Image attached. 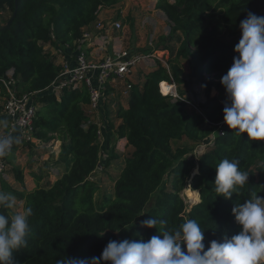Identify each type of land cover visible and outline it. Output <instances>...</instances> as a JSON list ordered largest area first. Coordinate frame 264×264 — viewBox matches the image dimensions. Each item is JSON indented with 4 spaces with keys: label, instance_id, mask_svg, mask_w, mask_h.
<instances>
[{
    "label": "trees",
    "instance_id": "1",
    "mask_svg": "<svg viewBox=\"0 0 264 264\" xmlns=\"http://www.w3.org/2000/svg\"><path fill=\"white\" fill-rule=\"evenodd\" d=\"M121 1L18 0L17 6L16 0H0V12L11 13L7 21L16 12L12 25L0 32V84L12 72L18 93L33 94L38 105L31 139L22 138L20 143L34 146L37 141L60 140L56 163L64 169L47 184H41L42 175L34 173L37 186L32 190L18 166H9L7 172L19 187L0 176V190L33 209L27 247L13 252L15 264L100 257L110 240L146 241L178 229L188 219L205 231L207 246L210 240L240 230L231 209L264 187V140H250L247 133L238 136L227 126L222 111L225 89L220 83L236 55L240 21L249 11L264 16V0H158L156 9L164 12L172 33L162 48L169 56L166 63L157 60L142 83L134 85L128 105L117 109L116 133L133 151L115 177L113 194L96 200L98 186L90 176L100 162L99 125L86 109L90 96L85 86L66 87L59 94L49 90L64 68L52 48L75 50L99 9ZM174 40L179 42L177 48L169 44ZM183 60L190 64L189 77ZM168 82L178 86L179 97L161 92V83L164 87ZM192 85L205 89L200 102L185 97L181 87ZM213 89L217 95H212ZM212 136L211 148L199 158L191 156L192 146L173 145L184 139L198 144ZM120 157L112 154L113 159ZM225 158L238 161L240 170L249 173L248 183L230 199L219 196L214 185L215 168ZM196 168L198 174L193 172ZM188 187L200 197L191 205L183 196ZM258 195L264 196V191ZM150 216L165 223L141 227L140 222Z\"/></svg>",
    "mask_w": 264,
    "mask_h": 264
},
{
    "label": "clouds",
    "instance_id": "2",
    "mask_svg": "<svg viewBox=\"0 0 264 264\" xmlns=\"http://www.w3.org/2000/svg\"><path fill=\"white\" fill-rule=\"evenodd\" d=\"M239 29L236 55L220 80L225 89L223 120L238 136L247 133L250 140H264V16L249 11ZM8 126L6 120L0 119V128ZM20 142L21 138L11 133L0 135V156ZM215 169V191L225 199L248 183L249 173L241 171L236 160L225 158ZM198 171L193 170L194 174ZM258 192L253 191L249 199L231 209L240 230L230 237L210 240L207 246L205 231L196 220L188 219L178 229L153 235L146 241L110 240L100 257H66L57 264H264V196ZM15 207V197L0 190V209ZM32 215L31 206L10 215L0 211V264H15L13 252L27 247ZM158 223L165 222L150 216L140 226L156 228Z\"/></svg>",
    "mask_w": 264,
    "mask_h": 264
},
{
    "label": "built area",
    "instance_id": "3",
    "mask_svg": "<svg viewBox=\"0 0 264 264\" xmlns=\"http://www.w3.org/2000/svg\"><path fill=\"white\" fill-rule=\"evenodd\" d=\"M100 10L101 8L99 12ZM123 27L118 17L113 20L96 21L93 26L87 27L77 43V48L69 49L75 53V57L70 60L66 54L63 55L64 68L49 87L50 91L58 94L66 87L85 86L90 96L86 109L97 124V117L103 116L107 119V114H116L119 106L128 104L134 85L142 83L143 78L141 81L139 79L141 72L143 77L146 72L153 69L160 58L159 52L162 51L157 48L142 50L140 47L127 48L123 43L125 36L117 35ZM152 44L153 42L150 43ZM208 76L205 74V77ZM14 83L13 73L10 72L0 84V91L5 89L7 93L3 104V114L9 125L7 133L31 139L38 105L33 94L18 93ZM168 84L173 89L165 93L161 83V92L179 97L176 84L170 82ZM191 104L201 111L199 105ZM220 133H223L222 128ZM14 145L0 156V174L6 173L9 169L7 157Z\"/></svg>",
    "mask_w": 264,
    "mask_h": 264
},
{
    "label": "rangeland",
    "instance_id": "4",
    "mask_svg": "<svg viewBox=\"0 0 264 264\" xmlns=\"http://www.w3.org/2000/svg\"><path fill=\"white\" fill-rule=\"evenodd\" d=\"M158 0H122L120 3L116 4L112 8H103L98 13L99 16L104 13L107 19H98L96 21L102 20H113L118 17L123 23V29L120 34L125 38L123 43L127 48H137L150 49L157 48L162 49L167 42L170 41L171 28L164 12H160L156 9V3ZM107 14V15H106ZM11 13L8 10L0 12V24H4L10 17ZM95 21V22H96ZM153 42L152 45L150 43ZM170 46L177 48L179 42L174 40L169 43ZM148 46H150L148 48ZM53 51L57 53L58 56L67 53V50L62 46H56L52 48ZM161 61L166 63V59L169 56V52L164 49L159 52ZM185 75L187 77L191 74V67L188 61L183 60ZM157 63L155 64V67ZM154 67V66H152ZM154 67V68H155ZM140 76V81L143 78ZM143 81V80H142ZM167 85H165L166 87ZM178 88V86L176 85ZM185 92L186 96L195 102H200L205 98V89L199 88L197 85L193 87H181ZM165 90V88H163ZM167 92V90H165ZM4 90L0 93V111L3 107V102L5 101V95H1ZM178 92V90H177ZM212 95H217L218 91L213 89ZM59 94V93H58ZM225 100V97L224 99ZM129 101V100H128ZM2 119V117H0ZM4 120L7 121L5 118ZM98 124L100 126L99 142H100V162L97 169L91 174L90 179L98 186L97 193L95 195L96 200H101L105 195L113 194L115 186V177L120 172L124 164L125 157L133 151V147L127 145V140L125 138L121 139L116 133V126L119 124V119H117L116 114H107V119L105 117H97ZM7 134V129L0 128V135ZM18 136V135H16ZM214 136V135H213ZM213 136L202 143L195 144L187 139L175 140L173 141L174 147L177 145H189L192 146L191 156L199 158L203 152L209 150L213 143ZM22 140V138H21ZM15 148L11 151L10 155V168L12 166H18L23 169L25 173V182L28 190H32L37 186V180L35 174H41V184H47L48 182H54L63 172V167H59L56 163L59 154L61 152V141L53 140L48 144L37 143L34 146H30L26 142L15 144ZM121 154L120 158H112V154ZM9 161V160H8ZM3 180L8 183L18 186V182L12 177V174L4 172L0 174ZM1 189V185H0ZM157 193H155L148 207L151 206ZM183 196L188 201L191 202L190 196L185 189L183 191ZM194 196L200 197L196 194ZM192 203V202H191ZM24 203L16 199V207L13 208V212L23 211Z\"/></svg>",
    "mask_w": 264,
    "mask_h": 264
},
{
    "label": "crops",
    "instance_id": "5",
    "mask_svg": "<svg viewBox=\"0 0 264 264\" xmlns=\"http://www.w3.org/2000/svg\"><path fill=\"white\" fill-rule=\"evenodd\" d=\"M104 8V7H103ZM103 8H101V9H103ZM107 9V8H106ZM158 10V9H157ZM101 11V10H100ZM161 13H162V11L161 10H159ZM107 15V14H106ZM107 19V16H104V13L102 12V14L99 16V14H98V16H97V19L96 20H98V19ZM95 20V21H96ZM95 21L94 22H92L89 26L91 27V26H93L94 25V23H95ZM88 26V27H89ZM64 49H66L67 50V53H66V55L70 58V60H71V58H74L75 57V53L73 52V51H71V50H69L70 48H68V47H65V46H62ZM54 48V47H53ZM72 56V57H71ZM60 60L62 61L63 60V55H60ZM0 93H1V91H0ZM1 97V96H0ZM4 103V102H3ZM128 105V104H127ZM126 105V106H127ZM0 117H2V119L4 120L5 119V117H4V114H3V107L1 108V111H0Z\"/></svg>",
    "mask_w": 264,
    "mask_h": 264
},
{
    "label": "water",
    "instance_id": "6",
    "mask_svg": "<svg viewBox=\"0 0 264 264\" xmlns=\"http://www.w3.org/2000/svg\"><path fill=\"white\" fill-rule=\"evenodd\" d=\"M16 5L18 6V0H16ZM15 17H16V12L13 14V16L6 23L0 24V32L8 29L12 25ZM191 202L189 203L190 205L194 203V201H192V200H191Z\"/></svg>",
    "mask_w": 264,
    "mask_h": 264
},
{
    "label": "bare ground",
    "instance_id": "7",
    "mask_svg": "<svg viewBox=\"0 0 264 264\" xmlns=\"http://www.w3.org/2000/svg\"><path fill=\"white\" fill-rule=\"evenodd\" d=\"M162 88H165V90H167V92H170V89H173V87L169 86L168 83H167V86L166 87L165 86L163 87V85H162ZM165 90H164V92L167 93ZM186 190H187V193L189 194L190 199L192 201L196 202V201L199 200V199H197L198 197L194 196L195 193H194V191L191 188L188 187V188H186Z\"/></svg>",
    "mask_w": 264,
    "mask_h": 264
}]
</instances>
